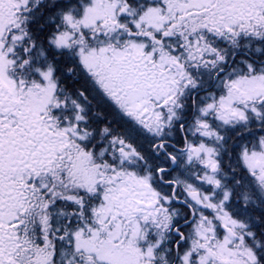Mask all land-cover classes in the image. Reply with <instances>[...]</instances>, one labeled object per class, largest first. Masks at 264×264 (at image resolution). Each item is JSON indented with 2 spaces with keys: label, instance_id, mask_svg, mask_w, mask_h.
<instances>
[{
  "label": "snow or ice",
  "instance_id": "snow-or-ice-1",
  "mask_svg": "<svg viewBox=\"0 0 264 264\" xmlns=\"http://www.w3.org/2000/svg\"><path fill=\"white\" fill-rule=\"evenodd\" d=\"M0 264H264V0H0Z\"/></svg>",
  "mask_w": 264,
  "mask_h": 264
}]
</instances>
